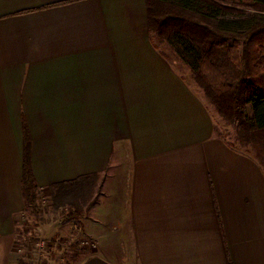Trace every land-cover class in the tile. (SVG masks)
Wrapping results in <instances>:
<instances>
[{
  "label": "crops",
  "instance_id": "crops-1",
  "mask_svg": "<svg viewBox=\"0 0 264 264\" xmlns=\"http://www.w3.org/2000/svg\"><path fill=\"white\" fill-rule=\"evenodd\" d=\"M214 124L147 0H0V264H22L25 126L44 193L105 176L80 264H264V170Z\"/></svg>",
  "mask_w": 264,
  "mask_h": 264
},
{
  "label": "trees",
  "instance_id": "trees-1",
  "mask_svg": "<svg viewBox=\"0 0 264 264\" xmlns=\"http://www.w3.org/2000/svg\"><path fill=\"white\" fill-rule=\"evenodd\" d=\"M147 13L156 50L168 61L160 47L168 49L188 70L217 116L225 125L235 127V142L227 140L216 121L215 136L264 170V0H147ZM248 108H252L250 116ZM31 145L25 126V212L43 225L40 189L30 161ZM104 181L105 176L91 174L52 185L54 207L73 206L68 220L79 222L97 203L94 191L99 187L101 191ZM38 245L34 239L24 247L31 253ZM55 248L61 249L57 238L51 241V249Z\"/></svg>",
  "mask_w": 264,
  "mask_h": 264
},
{
  "label": "rangeland",
  "instance_id": "rangeland-1",
  "mask_svg": "<svg viewBox=\"0 0 264 264\" xmlns=\"http://www.w3.org/2000/svg\"><path fill=\"white\" fill-rule=\"evenodd\" d=\"M160 49L166 54L169 61L168 63L171 64L172 68L186 79L190 88L196 91V93H199L204 99L206 106L214 115V120L217 122L218 128L223 130L225 135H227V140L235 142V127L225 125L217 116L213 107L207 103L201 91L199 92L195 83L191 80V75L188 70L175 61L168 49L164 46L160 47ZM251 114L252 108H248L247 115L250 116ZM125 151L126 154L123 156L121 167H119V174H129L131 172V160L129 159L127 149ZM100 180H98V186L99 183H101ZM99 188H96L94 191V195L97 194L95 199H98L102 193V189L100 191ZM47 193L40 190L38 195V204L45 223L43 225L37 223L35 218L30 213H27L25 215L24 225L19 231L18 247L21 250L20 255L22 264H80L84 257L90 255L92 251L96 249V244L83 235L79 228L78 221L68 220L70 214L73 212V206L62 205L58 208L54 207V203L56 204V202L53 201L51 193ZM53 238H57L58 245L61 249H51V241ZM34 239L38 240L39 245L30 253L26 250L24 245L26 242H30ZM76 248L78 251L77 254ZM29 255L31 257H29Z\"/></svg>",
  "mask_w": 264,
  "mask_h": 264
},
{
  "label": "built area",
  "instance_id": "built-area-1",
  "mask_svg": "<svg viewBox=\"0 0 264 264\" xmlns=\"http://www.w3.org/2000/svg\"><path fill=\"white\" fill-rule=\"evenodd\" d=\"M42 247V246H41Z\"/></svg>",
  "mask_w": 264,
  "mask_h": 264
}]
</instances>
